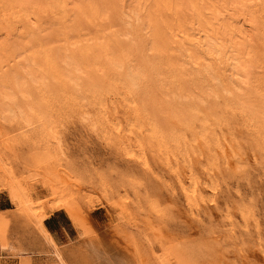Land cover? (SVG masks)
Here are the masks:
<instances>
[{"label":"rangeland","instance_id":"1","mask_svg":"<svg viewBox=\"0 0 264 264\" xmlns=\"http://www.w3.org/2000/svg\"><path fill=\"white\" fill-rule=\"evenodd\" d=\"M54 1L55 0H44L46 4L41 6V9L43 8L42 11L45 9L46 12L51 10V8H48L50 6L49 3L54 6L56 4ZM61 1L62 0L56 1L59 2L57 7L50 6L54 10L57 9L56 12L53 9L49 11V13L52 12V16L58 17L60 14L57 13V11L61 9L60 4L63 3ZM67 1L70 2L71 0ZM108 1L109 0H106V2ZM116 1L117 3L118 1L120 3L123 2L126 5L130 3V0ZM0 5V11H2L0 12V45L4 42L3 44L8 43L6 45L9 47L7 48L5 45H1L0 47L3 52L6 51L4 55L0 50V53L3 55L0 54V79H2L3 76H8V74L12 76L14 72L19 73V71H21L20 73L23 74V71L31 70V67V73L36 74L37 71H39V73L41 71L40 75L50 70V67H48V69L46 68V64H49L45 61L47 54L44 56L45 53H48V51H45L46 47L52 48L55 53V51L63 49V46H65L67 52L76 53V49L79 51V48L87 42H90L88 44L93 47H95V43L97 46L99 44L98 42H102L98 40V38L100 40L102 39L99 36L98 38L96 37L98 42L94 43V38L92 42L89 41L90 37H88L87 41V39H85L87 37L84 38L86 34L83 36L81 34L82 32L79 33L76 29H79V27L82 29V24H79V26L78 23L75 24L77 33H72L74 36L67 35L68 37H66L59 34L60 36L56 35L55 37L50 36L45 38L44 35L49 28L63 29L59 27L62 26L59 21L58 23L61 25L56 22L49 23L47 21L37 25L39 32L38 38L36 40L28 39L24 37L23 34L25 27L29 25V22L23 20V18L26 20L27 17H22L19 11L17 15L15 11L17 8L15 9L14 6H8L6 0H0ZM58 8L60 9L58 10ZM45 11L44 13L41 12V14L51 17L49 16L51 13L48 15ZM190 12H187L188 14L186 15L188 25L189 23L194 24L198 21L195 19L193 12H191V14H193L194 17L193 15V18L190 17ZM99 14L100 13L97 15L96 13L97 16H94L99 17V20H101ZM187 16L192 20L190 21ZM86 19L87 20H84L88 23L93 20H91V18ZM96 19L94 18L95 21ZM104 19H106V17H104ZM236 21L239 24L234 21V25L243 29L244 27H242L240 21L238 19H236ZM13 22H15V24ZM87 22L84 23L88 24ZM97 22L99 23V21ZM97 22L93 24L96 33H98L96 28L100 24ZM104 22L107 21L105 20ZM80 23H82V20H80ZM108 23L111 29H109L110 26L107 25L109 27L106 26L108 29L107 31L112 30L111 32H113L115 27L112 28V21L110 22L109 20ZM196 23L194 25L198 26L199 23ZM95 24L98 25L96 26ZM104 25H106V23H104ZM139 25L140 24L136 25V31H138ZM239 25L241 27H239ZM141 26L142 23L140 27ZM99 27L102 26L100 25ZM189 27L190 30H192L191 25H189ZM7 28L8 30H6ZM195 28V32L199 35L198 32L200 31L198 27ZM89 30V33H91V29L83 31L88 34L87 31ZM5 31H10L8 33L9 41L5 40ZM192 31H194V27ZM95 32L93 33L94 36H96ZM105 32L106 31H103L102 34ZM78 33L82 36L77 37L79 35ZM137 33H139V31ZM137 33L136 36L138 35ZM105 34H107V32ZM113 34L114 32L112 35L110 34L111 37H113ZM90 35L94 37L92 33ZM75 36L79 39L77 40ZM106 36L109 38V34L103 36L104 40H102L104 44H106L109 39L112 43L114 42V37L112 40L111 37L106 39ZM141 37H146V40H141ZM141 37H136L138 40L133 42V45L137 43L139 46L136 44V46H132V43L131 45L126 43H124V45L122 44L127 47L125 50H129V54L130 50L131 53H133L132 51L136 49V51H134L135 55L132 54L133 57L130 54L132 58H130L129 62L131 64L128 62L129 64L126 65H130V67L132 65L131 69L138 73V75L139 72H141L140 66L138 65L141 64V58L147 53L146 50L148 49L146 47H149L150 45L148 44H151L148 42L146 43V41H148L147 39H149L148 36L142 33ZM80 38H84L87 42L83 41L84 39L82 40L83 42L80 41ZM119 39L121 41V38ZM76 40L82 44H80V46L78 43V48L76 47ZM257 45V41L252 43L254 48L252 49L255 50L254 56H256L254 58L257 59L254 61L255 68L251 77V88H245L243 90L244 93L241 95L243 98H241V100L244 101V109L242 110L243 115L240 114V116L237 117L239 121L235 122L230 128V130L233 131L235 140L232 142L230 139H227L226 144L223 143V146L224 144L226 145V148L223 147L224 153L228 151L227 154H229V150H231V153L233 152L235 155L234 151L237 150L235 156H229H231V159H233V157H238L240 160L238 162H233L230 159V169L222 171L220 175L216 177L217 188L211 194H207L208 196L211 195L209 196L211 200H208V202L206 201L202 210L198 212V215L196 212L194 214V211L193 214L191 213L192 215L190 214V210L185 204L178 186L177 179L179 176L183 175V172L182 168L180 169L181 171L177 168L176 160H178V155L175 154L177 153V149L174 148L177 142L175 141L174 144L173 140L174 138L176 140V137H174L177 130L175 122L169 116L167 120V117L164 120L163 118L165 116H159V103L157 101L159 92L155 90L156 87L158 90V86L152 82L148 85L149 88L147 87V92L143 91L146 87V83L145 85L143 84L144 81L140 77L141 74L139 76L137 74L135 75L140 77L142 83L138 81V77L134 79V82L136 80L134 86L138 87L134 88L133 93L138 90L140 94L143 95L137 94L139 92L136 91V94H134L135 96L132 95L133 98L135 97L137 99V101H134L136 99L133 100L132 98L134 104H132V102L129 103L131 101L130 95V101L127 103V90L124 91V87H121L120 84V86H117L118 83H115L116 81L113 83L114 80L107 76H103V80L101 79L100 83L102 85L101 87L104 89L102 90L103 93L110 96L104 97V94H101V96H103L100 97V102L97 100L98 97L94 100L95 97H91L87 90H83V88L81 89L84 92L82 90H77L78 94H82L83 92L88 94L91 99L93 98L92 101L90 100L91 104H89V106L87 105V101L83 98L86 94H82L83 96L80 94V97L74 94L76 97H79V99L81 98L82 103L81 101L79 102L78 99H75V101H78L73 103L74 101L72 102V100H64L59 95V90H54L53 92L59 95L55 94L56 98L57 96L61 97L62 102L60 99L58 100L61 104H57L59 101H56V99V103H54V100L49 101L48 104L50 102L55 104L54 106L52 103L49 104L50 106L52 105L51 107L53 109L47 104V107H50L52 110L50 113L48 108L43 107L45 103H42L43 101L37 98L40 95L42 96L43 92L41 91H44V93L47 92L43 90L44 87L40 90L42 85L38 86L39 90L36 88L37 86L28 87L29 90H32L30 92L34 94H36L35 92L37 90L41 92L40 95H38L39 92H37V97L34 96V94L31 95L32 98H30V103L35 102V100L36 102L35 104L31 103L32 106L28 109L32 110L33 106L41 103L42 106H36L35 109L37 112H34L35 110L33 109V115L32 112L30 113L31 110L28 112L25 108L28 112L24 111V116L26 118L23 117L22 114V110H24L22 105L25 102L22 103L21 100L20 103L19 99H17L20 98V95L16 96L15 94L19 105L17 108H14V110L5 108V105H3V102L0 100V192H4L8 195L7 192L10 185H20L24 189L28 186H34V190L36 188L35 192L38 193L34 195L35 199H38L34 200V202L29 205L17 202L11 204L12 210L10 211L0 210V244L9 248L13 255L19 257L20 260H22L21 264H28L26 263L28 258L23 257V255L35 251L49 253L51 244V247H54V249L59 252L56 244L53 242L49 244L50 242L42 227V223H37L36 220L46 208H51L52 211L63 210L66 213L63 208V205H66L71 208L72 212L71 214H66L70 217L74 225L77 226L79 235L69 248L64 249L65 254L63 259L61 258L62 261L59 259L60 261H55L56 264H161L159 262L163 263L165 259L166 262L164 261L163 264H180L181 262L185 264L186 258H188L186 264H191L194 260H196V264H264V129L260 127L264 121H259L264 118V97L262 96L264 95V64H262L264 61L257 55ZM93 47H91V50L98 49L101 51L99 46L98 48ZM133 47H135V49ZM114 48L116 47L114 46L113 50ZM38 49H40L41 52H37ZM52 49L50 51H53ZM120 49L121 48H119V50ZM82 50L79 52L81 53ZM91 50L90 53L96 55L99 54H97V52H100L98 50L97 52H91ZM136 55H140L141 58L139 56H137L138 58H134ZM30 58L35 62L32 66H29L30 68L27 66L25 69L24 67L27 65L25 63L28 61L25 59ZM80 59L82 58L80 57ZM88 59L91 60V57ZM37 64H39V66ZM94 65L95 64L91 65L93 66L92 68H97L96 65ZM17 67L19 70H14L15 68L17 69ZM7 70L10 72H6ZM91 71L97 73L94 74L96 76L100 74L101 77L103 74V72L100 73V70ZM2 72L3 74H1ZM41 77L43 76L41 75ZM106 78H108V80ZM46 79H48L47 76H45V80ZM109 79L110 81L112 80L113 88H117V92L120 89L119 94H122V97H120L116 91L112 90L113 88L111 89L112 85L110 83L108 85L112 91H108V89L105 88ZM28 80L26 79V82ZM0 82H3V79L0 80ZM4 82L0 88L2 89L0 91L3 93V89L9 87L4 84ZM29 82H27L29 83L27 86H30L32 81L29 80ZM32 84L38 85V83H34V81ZM139 84L141 87H145L141 89ZM201 85H203V88L207 87L203 83H201ZM250 89L256 92L253 91L254 93H251L253 94L251 95L249 94L251 91ZM34 90L36 91L34 92ZM5 92H7V90ZM108 92H113L114 94H109ZM115 93L118 97H116L117 95ZM111 94L113 96L115 95V97ZM123 95L127 98L125 100L126 102L123 101L125 99ZM33 96L36 97V99ZM87 96L86 100H89L90 98ZM154 96L157 98L155 102ZM33 98L34 100L31 101ZM101 99L103 100L101 101ZM142 99L145 100L141 101ZM247 100L253 101L255 106L259 109L257 107V109L252 107V109L247 110L246 106L252 105L249 104ZM94 101H98V105H101L104 101L102 109L97 105V102L94 103ZM63 102L66 103L64 104ZM77 102H79L80 105ZM259 102H262L260 103L261 107L258 105ZM30 103L26 106L29 107L28 105H30ZM68 103L73 105L70 106ZM148 103L152 105V107L154 105L155 109L151 108L154 111L148 109L145 112L146 114H144L140 105L142 107V105ZM92 104H96L98 107L95 105L96 108H94L95 106L93 107ZM132 105L138 106V110L136 107L133 108ZM19 106L20 109H18ZM81 106L85 108H81ZM105 106L107 108H105ZM97 108L104 113L100 111L97 112ZM42 109L44 111L48 109L46 110L47 112L45 111L47 113V116H45L46 118H44ZM86 109L88 110L86 111ZM89 110L91 113H88ZM140 110L143 111V113H141ZM80 111H84L83 113L81 112L83 115H81ZM85 111L87 113H85ZM148 111L150 114H148ZM156 112L158 114L157 117L156 115L153 117ZM244 112L245 115L247 113L249 116L252 115L250 117H255L256 119L254 120H259L257 122L251 121L253 119L251 118L250 120L248 115L244 116ZM36 113L37 115H39L38 113H40V115L42 114L43 117L41 115L40 118H44L45 121H42V118L39 121L40 118L38 116V118L33 117ZM28 114H31V117H29L30 115L28 117L32 119H28ZM85 115L86 117H84ZM247 117H249L250 121ZM154 118L156 119L155 122ZM149 120H151L152 123ZM146 122L148 125H146ZM156 122L160 125L161 129ZM139 123L140 125H138ZM153 123H155V125H153ZM153 127L158 132L155 131ZM166 137L168 139H166ZM160 140L168 143L166 144L167 147ZM168 140L172 142V145ZM228 140L235 145L230 144ZM161 145L164 148H162ZM227 145H229L228 150H226ZM229 156L227 157L229 158ZM175 176L177 177L175 178ZM39 183L43 184V191L40 189L41 186ZM242 210L244 212V217L239 215V212ZM206 247H209V249ZM189 248L193 253L190 251V253L186 252ZM167 249L171 250L170 252L172 253L177 249L178 253L176 255L178 258L174 256L175 252L172 255ZM183 249H186L184 251L189 255H185L186 253L182 251ZM181 251L183 253L182 256L185 255L184 257H186V260L179 255ZM191 253L198 256H190ZM163 255L165 258H163ZM170 255L176 259L174 260ZM189 257L193 260L191 261ZM192 257H196V259ZM180 259L182 260L180 261Z\"/></svg>","mask_w":264,"mask_h":264},{"label":"bare ground","instance_id":"2","mask_svg":"<svg viewBox=\"0 0 264 264\" xmlns=\"http://www.w3.org/2000/svg\"><path fill=\"white\" fill-rule=\"evenodd\" d=\"M56 1H60V0L54 1L56 3L54 5L55 7H57L59 4V2H56ZM115 1L109 0L108 2H106V0H71L69 2L67 0H62L61 2H63V3L60 4L61 9L58 8V10L60 9V11H57V13H60L61 15L59 14L58 17L52 16L53 15L52 12H50L51 14L49 13V11H51L53 9L52 7H54L53 4L51 5L49 3V5L52 7L49 6L48 8H51V10H49L48 12L45 11L46 9L44 10L46 12V14H48V15L50 14L49 16H51V17H48V16H45V14H43V15L41 14V12L44 13V11H42L43 8L41 9V6H44L46 4L44 2V0H6L8 6L10 5V6H14L15 9L17 8L15 10L17 15L19 14L18 13V11H19V12L24 14L23 15L20 13V15H22V17L23 16L27 17L26 20L24 18H23V20L29 22V25H27V27H25V31L23 34H24V37H26L28 39L36 40L38 38L39 32H38V26L37 25H40L41 23L46 22V21L49 23H53V22L58 23V21H59L63 26V27L62 26H59V27H61L63 29L49 28L44 35L45 38L50 37V36L55 37L56 35H59V34H61L62 36L64 35L66 37H68L70 35L74 36V34H76L77 30H78L79 33L82 32L81 34L83 36L86 34V36H84V38L87 37V38H85V39H87V41H88V37H90L91 39L89 38V41H91V42H92L93 38H94V40H93L94 43L98 42V40L102 41V42L101 43L98 42L99 44L97 46H96V43H95V45L92 44L95 46V47H93V46H90L88 44L90 42H87L84 38H83L84 40L80 38L81 39L80 41L83 40V41L87 42L86 44L84 43L85 45L81 46L82 44L77 41L79 39V38L77 39V37L82 36V35H80L78 33L79 35L78 36L76 35L77 37L75 36V38L77 39L76 45L78 43H79L78 45L81 44L80 45L81 47L79 48V51L82 50V48H83L81 53L77 49H76V53L78 51L77 54L73 53V52H67V48L65 46H63V49H59L58 51H55V53H54V50L52 48L51 49L53 51H50L51 50L50 47H46L45 51H48V53L44 52L45 53L44 56L47 54L45 57L46 59L45 58L44 59L46 62L49 63L48 65L52 66L51 67V66H48L46 64V66H47L46 68L48 69V67H50V70H47V72L45 71L46 74L43 72V74H41L43 77H41V75H40L41 71H40V73H39V71H37L39 76L37 75V72H36V74L31 73L32 67H31V70H27L28 72L23 71L22 72L23 74H21L20 73L21 71H19V73L14 72L12 76L8 74L9 77L8 76L4 77L2 75L3 76V78H2L3 82L5 81L4 84L8 85L9 87L5 88L7 90V92H5L6 91L5 89H3L4 93L2 91H0V100H1V102H3V105H5V108H7L8 110H14V108H17L19 105L18 101L16 100V96L20 95L19 96L20 98H17V99H19L20 103H21V100H22V103L23 102L26 103V104L23 103V105L21 104L24 107L23 108L24 110H22L23 111V113H22L23 117H25L24 111L27 112V110H28V112H29V110H31V109H28V108H31L32 104L33 103L35 104V102H36V100H35V102H31L32 104L30 103V98H32L31 95H33L34 93L30 92L32 90L31 89L29 90L28 87L37 86L36 88L38 89V86L42 85L40 87V90L42 87H44L43 90L47 91L46 93H48V94L44 93V91H41V92H43V94L41 96L40 95L41 92L38 91L39 89L37 91L34 90V92L36 91L35 92L36 94H34V96L37 97L38 95H40L37 98H40L39 100H42L43 102L42 101L41 102L45 103L46 106L44 105L43 106L44 108H48L47 104L49 101L54 100V103H56V101L58 99H60V101L62 102V98L64 100H66V99L72 100V102L74 101L73 103H75L78 100H79V102L81 101V103H82V100H81V98L79 99V97L82 94H86V93H83L84 92L83 90H87V92L89 93V95H91V97H95L94 100H96V97H98L97 100L99 101L100 97L103 96V95L101 96V94H104L102 91L104 89L101 87L102 85H101L100 81H101V79L103 80V78H102L103 76H105V77L107 76L110 79L114 80L113 83L116 81L115 83H118V85L116 84L117 86L121 85V87H124L125 88L124 91L127 90L126 91L127 92L126 96H128L127 97L128 98L127 103L131 99V101L129 103L132 102V104H134V102L132 101V98H133L132 95L136 94L135 93L136 91L139 92L138 90H136L133 93L134 88L138 87V86H134L135 82H136V80L134 82V79L141 74L140 77L144 81L143 84L145 85V83H146V87L144 86L145 88L142 86L145 89V90L143 89V91L147 92V87L152 82H154L156 84V86H158V90L156 89L157 87L155 88V90L159 92V97L157 99L154 96V98H155L154 102L157 99V101L159 103V110H158V113L160 112L159 116L160 115H163V117L165 116L163 118L164 120L166 117H167L166 118V120H167L168 116H169L175 122L177 130H176V134L174 133L175 134L174 137H176V140H175V138L173 140H174V144H175V141L177 142L176 143L177 145H174V148L177 149V153H175V154L178 155V160H176L177 161V168H179V171H181L180 169L182 168V172H183V175L179 176V178L177 179L178 180V186L181 190L184 202L190 210V214L191 213L193 214V211H194V214L196 212L198 215V212L200 210H202L206 201L208 202V200H211V197H209L211 195L208 196L207 194L208 193L211 194L217 188L216 187L217 186L216 177L218 175H220V173L222 171H226V170L230 169L229 168L230 159H231V156L234 155V153L232 152L233 153L232 154L231 150H229L230 153L227 154L228 151H226V150L229 149L228 148L229 145H227V149L225 150L226 153H224L223 149L226 148L225 144H226L227 139H230V141H232V142H233V140H235L234 139L235 137L233 135V131H231L230 128H231V126H233L235 124V122L239 121V119L237 117H239L240 114L243 115L242 110L244 109L243 108L244 107L243 106L244 101L241 100V98H242L241 95L244 93L243 90L245 88H247V89H249V87L251 88V84H250L251 79H252L251 77H252V73L254 72L253 70L255 68L254 67L255 66L254 61H255V59H257V58H254L256 56H254L255 50H253L254 49L252 46L253 42H255V41L258 42V45L256 47V50L258 52L257 55H259L263 59L262 61H264V32H263V29H264V0H130V3L127 5L124 4L123 2L120 3L119 1H118V3L116 1V3H115ZM43 2H44V4H43ZM45 8H46V6H45ZM56 10H54V11L56 12ZM187 10H189V11H187ZM186 11L187 12H190V11L193 12V14L195 15V19L198 20V21L195 20L197 22V23L195 22L196 24L199 23L198 26L197 25L195 26L194 25L195 23L194 24L189 23V25H191L192 30L194 27V31L190 30V27H189L188 22H187L188 20L186 18V15L188 13ZM0 12H2V11H0ZM191 12L189 14V15H191L190 17H192V15H193V14H191ZM57 13H55V14H57ZM96 13H97V15H98V13H100L99 15L101 16L100 17L101 20H99V17H96L97 16ZM94 15H96V16H94ZM194 15H193V17H194ZM13 16H14V14H13ZM93 16L95 19L97 18L98 20L96 19V21H95ZM89 17L91 18V20L93 19L92 20V22L94 21L93 23L92 22L88 23L87 21H85V20H87L86 18L90 19ZM104 17H106V19H104ZM188 19H190V18L188 17ZM236 19H238L240 21V23L242 24V27H244L243 29L242 28L240 29V28H238L237 25L236 26L234 25L235 24L234 21L237 22ZM80 20H82V23H80ZM102 20H103V22H102ZM105 20L107 22H104ZM109 20H110V22L112 21V23H111V25L113 26L112 28L115 27V29H114L115 31L113 30V32H114L113 37L114 38L111 37V35L113 33V32H111L112 30L107 31L108 30L107 25L110 26V24L108 23ZM191 20L192 19H190V21ZM97 21H99L100 24ZM84 22H87L88 24H86ZM96 22L99 24V25L95 24L96 26L98 25L97 26L98 29L103 28V29H100L101 31L96 28L98 33L95 32V29H94L95 27L93 25ZM192 22H194V21H192ZM13 23L15 24V22H13ZM60 23H58V24H60ZM76 23H78V25L82 24V27H81L82 29H80V27H79V29L76 28L75 27ZM104 23H106V25H104ZM141 23H142V26L140 27ZM138 24H140L139 28H138L139 33L141 32L140 35H139V33H137L138 31H136L137 30L136 25H138ZM87 25H90V26H87ZM100 25L102 27H99ZM103 26H105V27L107 26L106 30H105V27H103ZM199 26H200V28H199ZM195 27H198V29L200 31V32H198L199 35L195 32V29H196ZM239 27H241V26L239 25ZM75 28L77 30H75ZM86 29L87 30L91 29L92 35L94 36L93 33L95 32L96 36L91 37V35H90L91 33H89L90 30L87 31L89 35L87 33H85L83 30L86 31ZM109 29H111V26ZM6 30H8V28ZM102 30L106 31L107 34H105L106 32L104 34H102L103 33ZM99 31L101 32V34ZM9 32L5 31V40L6 41L10 40V39L8 40V38H9L8 33ZM73 32H75V33L72 34ZM193 32L196 34V36ZM136 33L138 34L137 36H136ZM142 33L149 37V39H147L148 41H146V43L148 42L151 44H148V45H150L149 47L144 46L148 50H146L147 53H145L144 56L142 55L143 56L142 58L140 57V55L134 56V58L137 56H139L141 58V64L138 65V66H140L141 72H139V75H138V73H136L133 69H131L132 65H131V67H130V65L127 66L130 63L129 62L130 58L133 57L132 54L135 55L134 51H136V49H135V47H133L135 49V50L133 49L134 50V51H132L133 53H131V50H130V54L132 55V57H130L129 50H125V49H127V47L123 46V45H124V43H126L128 45L129 44L131 45V43H132V46H136V45L139 46L137 43H135L136 45L135 44L133 45V42L138 40V39H136V37L140 38ZM108 34H109V38L111 37V39L112 38L114 39V42L112 43V41H110V39L106 36L107 37L106 39H109L107 41L110 43L106 42V44H104L103 43L104 42L103 36L108 35ZM98 36L100 38H102L103 40L102 39L100 40L98 38ZM96 37L98 38V40L96 39ZM119 38H121V41ZM142 39L146 40V37H143V38L141 37V40ZM15 40H17V39H15ZM123 41H125V42H123ZM141 42H143V41H141ZM3 43L1 45L7 46L6 44H8V43H5V44H3ZM1 45H0V47H1ZM78 45L76 46L77 48H78ZM145 45H147V44H145ZM5 46H2V47H5ZM98 46L101 49V51L98 49L97 50L100 52H97V50L93 49L96 47L98 48ZM114 46L116 48H114V50H113ZM132 46H131V48H132ZM91 47H93L92 48L93 50H91ZM7 48H9V47L7 46ZM119 48H121V49L119 50ZM129 48H130V46H129ZM141 48H142V46H141ZM146 48H144V49H146ZM40 49H38L37 52L40 51ZM0 50L2 51V49H0ZM90 50H91V52L96 51L97 54L98 53L99 54L98 55L92 54V53H90ZM137 51H138V48H137ZM141 51H143V50H141ZM5 52L2 51V53L4 55H5ZM80 57L82 59H80ZM90 57H91V60L88 59ZM261 58H260V60H261ZM25 60L29 61V62L27 61V63H25V64H27L26 67H24L25 69L27 68V66L28 67L32 66L35 62L31 58L25 59ZM81 60H83V61H81ZM142 61H143V63H142ZM262 61H260V62H262ZM44 64H45V62H44ZM93 64H95L97 68L93 69L92 68L93 66H91ZM262 64H264V63H262ZM15 65H17V64H15ZM37 65L39 66V64H37ZM18 67H17V69L15 68L14 70H19ZM96 69L100 70L101 71L100 73L103 72L101 77H100V74L98 76H96L94 74H97V73H94L93 71H91V70L97 71ZM136 69L140 70L138 68H136ZM6 72H8V70ZM1 74H3V72ZM136 74L138 76H135ZM45 76H47L48 79L45 80ZM140 77H138L139 78L138 81H141V83H142V80L140 79ZM2 79H0V80H2ZM26 79L27 80L29 79L32 82L34 81V83H38V85L37 84L34 85L31 82L32 85L30 84V86L29 85L27 86V84H29L30 82L28 80L27 82H29V83H27ZM106 79L108 80V78H106ZM110 79H109V82L107 81L108 82L107 86L109 87L108 84L110 83L112 85V87H111V89H112L114 86L111 82L112 80L110 81ZM3 82H0V85H1L0 88L2 87ZM154 83H153V85H154ZM201 83H203L204 85L207 86V87H204L206 89L203 88V85H201ZM107 86L105 85V88H107L108 91H110L111 90L110 87L108 88ZM140 87H141V85H140ZM142 87H141V89H142ZM3 88H4V86H3ZM81 88H83V90ZM150 89H152V88H150ZM0 90H2V89H0ZM54 90H59L60 91L59 95L62 98L58 97L59 95L56 94L55 92H53ZM77 90H82L83 91L82 94L81 93H80L81 95L78 94ZM112 90L116 91L117 88L116 89L113 88ZM59 91H56V92H59ZM119 91H120V89H119ZM119 91L118 92L116 91L117 94H119ZM156 91H154V92H156ZM253 91L254 90L252 89L250 92L249 91L248 92H249V94L256 92V91H254V92ZM37 92H39L38 95H37ZM79 92H81V91H79ZM30 93H32V94H30ZM110 93H113V92H110ZM15 94H16V96H15ZM55 94L58 95L57 98H56ZM74 94H76V96L79 95V97H76ZM137 94H139L141 96L143 95V94H140V92ZM87 95L88 94H86V96ZM121 95L119 94L120 97H122ZM124 95H123V97H124ZM129 95L131 96V98ZM251 95H253V94H251ZM86 96L85 97L83 96V98L85 99V101H87V105L89 106V104H91V101L93 98L91 99L90 96L89 97L87 96L90 99L86 100ZM106 96L109 97L110 95L108 96V95L104 94V97H106ZM244 96H245V94H244ZM262 96L264 97V95H262ZM36 97H34V98L36 99ZM113 97H115V95ZM116 97H118V95ZM34 98L31 101H33ZM124 98H122V99H124ZM127 98H125L123 101L126 102L125 100ZM55 99H56V101H55ZM75 99H78V100L75 101ZM106 99H108V98H106ZM134 99H136V98L134 97L133 100ZM102 100L103 99H101V101ZM143 100H145V99H142L141 101H143ZM60 101H59V103L57 102V104H61ZM98 101H96L97 105L99 104ZM134 101H137V99ZM250 101L251 100H249L248 102H249V104H252V105H247L248 107L246 106V109L249 110V109H252V107L254 109H257L258 107L255 106L254 102L253 101L250 102ZM262 101H263V99H262ZM72 102H70V103H72ZM79 102H77V103L79 104ZM96 102L94 101V103H96ZM103 102L101 103V105H98L101 109H102V104H104ZM152 102H153V100H152ZM28 103H30V105H28L29 107L26 106ZM50 103H52L53 106L55 105L53 102H50ZM70 103H68V104H70ZM137 103H135V104H137ZM255 103H256V101H255ZM260 103H262V102H259L258 105L261 107ZM24 104H25V106H24ZM41 104H39L40 107L42 106ZM105 104H107V103H105ZM139 104H140V102H139ZM156 104H157V102H156ZM39 105H35L32 107L35 110L34 112H37L35 107L39 106ZM71 105H73V104H70V106ZM95 105L92 104L93 107ZM76 106H78V105H76ZM96 106L94 108H96ZM50 107L48 109L50 110V113H51L52 107L51 108ZM135 107L136 106H133V108H135ZM137 107H136V109H137ZM157 107H158V105H157ZM157 107H156V109H157ZM81 108H85V107L81 106ZM105 108H107V107L105 106ZM140 108H142V110L144 111V114H146L145 112L148 109L149 110L151 108L155 109L154 105L152 107V105H149V103L142 105V107L140 105ZM18 109H20V106ZM48 109H45V111ZM32 110L30 111V113L32 112V115H33ZM42 110H41V112H42ZM87 110L88 109H86V111ZM45 111L43 110V112H42L44 115V118H46L45 116H47V113H46L47 111L46 112ZM86 111H85V113H87ZM98 111H100L101 113H104L99 108H97V112ZM143 111H141V113H143ZM152 111H154V110H152ZM155 111H157V110H155ZM263 111H264V109H263ZM81 112L83 113L84 111H80V113ZM95 112H93V113H95ZM44 113H46V114H44ZM82 113H81V115H83ZM88 113H91L90 110ZM38 114L39 115H37V113L34 114L33 117L38 116L40 118V116L42 114L41 115H40V113H38ZM148 114H150L149 111H148ZM43 115H42V117H43ZM155 115L157 117V115H158L157 112L154 113L153 117ZM247 115L249 116V114H247V113L245 115V112H244V116H247ZM28 116L31 117V114H28L27 117ZM250 116H252V115H250ZM29 117H28V119H32ZM84 117H86V115ZM249 117H247L248 120H249ZM41 118L39 119V121L41 120ZM44 118H42V121H45ZM251 118L252 117H250V120H251ZM160 119H161V117H160ZM252 119L253 120H251V121H254V122H257L259 120V119L257 121L254 120V119H256L255 117ZM155 120L156 119L154 118V122H155ZM244 120H245V118H244ZM261 120H259V121L263 122L264 118L262 121ZM149 121L151 122V120H149ZM161 121H163V120H161ZM147 122H148V117H147ZM163 122H165V121H163ZM138 125H140V123ZM146 125H148V123ZM153 125H155V123H153ZM161 126L164 127L163 125H161ZM159 127H160V125H159ZM260 127L262 129H264V123ZM156 128H157V126H156ZM160 129H161V127H160ZM163 130H165V129H163ZM155 131H157V130L155 129ZM169 132H170V130H169ZM160 134H163V133H160ZM155 135H156V133H155ZM159 137H160V135H159ZM161 137H162V135H161ZM164 137H165V135H164ZM166 139H168V138L166 137ZM162 140H160V141L162 142ZM230 141H229V143H230ZM162 143H164L165 145L168 144L166 142H162ZM171 143L172 142H170V144ZM223 143H225L224 146H223ZM230 144L235 145L234 143H230ZM256 145H257V143H256ZM166 147H167V145H166ZM231 147H232V145H231ZM162 148H164V147L162 146ZM171 151H172V149H171ZM236 151H234L235 155L237 154ZM172 153H174V152H172ZM229 155H231V156H229ZM227 156H229V158ZM231 160L233 162H238L240 160V158L233 157V159H231ZM173 169H174V166H173ZM173 169H172V171L175 170V169L174 170ZM182 172H180V173H182ZM174 173H175V171H174ZM176 177L177 176H175V178ZM176 183H177V181H176ZM39 184L41 186L40 189L43 191L44 190L43 184H41V183H39ZM35 190H36V188H35ZM35 190H34V186H28L24 189L20 185H10L7 193H8V197H9L11 203L19 202L22 204L25 203L26 205H29L30 203L34 202V200L38 199V198L35 199V197H34L35 194H38L37 192H35ZM63 208L65 209L67 214L72 213L71 208H69L68 206L63 205ZM51 212H52L51 208H46L45 211L41 214V216H39L37 218V220H36L37 223H42V220L44 218H46L49 214H51ZM239 215L241 217H244L243 210L239 212ZM46 235L48 236V239L50 242L49 244H51L53 241H52L50 235L47 233H46ZM47 243H48V241H47ZM51 245H50V247H51ZM206 248L209 249V247H206ZM53 249H54V247H53ZM168 250L169 249H167V251ZM184 250H186V249L182 250L184 253L189 252V251L192 252V250L190 248L188 249V251L186 250V252ZM53 251L55 253V256L61 260L60 252H58L55 249ZM167 251H166V253H167ZM170 251L171 250H169V252ZM177 251L178 250L176 249V251H173V253L172 252H170V253H172V255H173L175 252L174 256H176L178 258V256L176 255L178 253ZM182 251L179 252V255L185 259L186 257H184V256L187 255L188 253H186L184 256H182V254H183ZM192 253L190 256L195 255ZM196 257H192V258L196 259ZM163 258H165L164 255H163ZM163 258H162V260H163ZM172 258H174V257H172ZM200 258H201V256H200ZM175 259L176 258H174V260ZM186 259H185L186 260L185 264L188 261V258H186ZM181 260L182 259H180V261ZM185 260H183V261H185ZM192 260L193 259H191V261ZM164 261L166 262V259ZM164 261H163V263H164ZM195 261L196 260H194V262L192 261V263H195ZM159 263L163 264L162 262H159ZM165 264H169V263H165ZM176 264H178V263H176Z\"/></svg>","mask_w":264,"mask_h":264},{"label":"crops","instance_id":"3","mask_svg":"<svg viewBox=\"0 0 264 264\" xmlns=\"http://www.w3.org/2000/svg\"><path fill=\"white\" fill-rule=\"evenodd\" d=\"M11 204L8 195L0 192V210H12ZM42 226L45 233L49 234L52 241L57 245L63 259L65 254L64 249L69 248L79 235L77 226L74 225L70 217L63 210L52 211L51 214L42 220ZM49 251V253L35 251L23 255V257L28 258V262L26 261L28 264H56L59 259L54 255L52 247H49ZM21 261L19 257L11 253L9 248L0 244V264H21Z\"/></svg>","mask_w":264,"mask_h":264}]
</instances>
